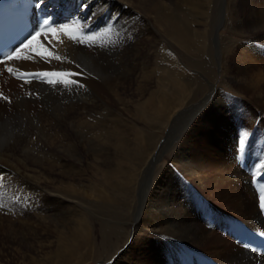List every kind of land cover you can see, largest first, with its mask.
<instances>
[{"label":"rangeland","instance_id":"1","mask_svg":"<svg viewBox=\"0 0 264 264\" xmlns=\"http://www.w3.org/2000/svg\"><path fill=\"white\" fill-rule=\"evenodd\" d=\"M176 1L156 2L165 5L167 12L174 15ZM226 2L227 0H188L189 4L185 6H188L186 11L189 12L186 14V18L189 17L187 25L189 28L192 26L191 29L196 28V33L199 34L189 44L188 52L181 50L168 34L147 24L149 19L144 13H140V25L147 24L150 32L141 36L139 48L143 49L141 48V55L136 62L137 66L119 88L120 94L123 93L121 100L116 102L105 92L104 101L99 100L82 108L80 101L87 97L88 92L77 95L75 100H70L77 107L66 118L59 119L53 114L42 117L44 134L28 130V119L14 115L17 111L15 103L10 96L0 91L7 97V100L0 98V217L2 223L6 224L5 230H9L10 223L26 219L41 231L38 235L30 229L23 231L24 239L19 236L8 237L5 230L1 231L0 264H110L124 256L127 249L132 247L133 237L136 238V252L138 244L143 240L147 245L153 244L154 237L147 225L141 224L139 228H133L131 224L134 220L133 208L138 203L139 196L148 189L145 188L147 178L139 184L138 181L143 180L144 163L156 142L160 138L175 136V144H183L182 134L187 132V122L194 115L198 103L212 90L211 83L217 85L218 92L215 91L214 95L219 93V99L216 101L225 102L223 111L228 106L232 109L231 104L236 109L234 113L243 112L244 118L233 115L225 120L220 119L213 99L202 108L205 118L201 120L198 116L192 123L191 130L210 135L213 133L212 141L207 142L209 146H205L202 140L198 143L208 164L216 160L215 149L225 147L223 142L214 137L215 134L220 135V129L250 130L253 125L245 113L260 114L262 111L256 96L242 84L236 83L232 76L239 73L234 59L242 55L245 42L252 37L243 32L246 1L228 0L230 4L223 9V3L225 5ZM201 3L207 6L206 9L201 8ZM197 7L206 15L200 16ZM222 14L227 18L225 24L221 23ZM238 26L239 29H234ZM73 31L79 34L76 32L78 30ZM216 38L218 39L215 40ZM229 40L231 43H228ZM143 55L148 56L145 59ZM175 81L180 84L177 85ZM231 101L234 103L227 105L226 102ZM41 105L36 109V114L41 112ZM245 105L251 107L249 111L243 107ZM83 122L92 127L86 135L89 142L82 141L80 132L72 129L73 125H84ZM104 127L107 131H104ZM254 127L251 128L252 134H261L260 123ZM68 143H77L78 149L69 147ZM231 150L235 153L237 148ZM238 151L243 153L242 148ZM169 158L170 153L165 152L164 161L159 164L168 165ZM246 160L244 166L249 165L248 159ZM227 174L231 175L229 172ZM35 178L39 179V184L33 181ZM245 194L248 197L247 192ZM221 197L225 199L224 195ZM230 198L223 205L218 204L225 214L231 213L229 203L233 200ZM214 201L219 203L217 199ZM41 216H52L56 221L60 219L62 222L59 225L48 222L50 219L46 222L39 219ZM225 233L220 228L216 230L218 237L231 236L230 233Z\"/></svg>","mask_w":264,"mask_h":264},{"label":"bare ground","instance_id":"2","mask_svg":"<svg viewBox=\"0 0 264 264\" xmlns=\"http://www.w3.org/2000/svg\"><path fill=\"white\" fill-rule=\"evenodd\" d=\"M14 1L18 2V0ZM156 1L43 0L41 3L40 0H26V8L31 13L38 8L42 17L45 18L43 20H48L49 24L45 26L43 34L33 41L30 47L22 49L20 60H11L0 64V91L10 96L15 103L17 111L14 115L28 119V130L42 133V117L45 118V116L53 114L59 119L66 118L77 107L74 102H70L72 99L75 100L77 95L88 92L86 95L88 98L85 96L86 98L79 100V105L82 108H87L90 103L94 104L99 100L104 101L103 94L105 92L109 93L111 99L119 102L122 98L121 94H123L122 92L120 94L119 88L128 80L141 55L140 40L141 36L143 37V34L145 35L148 31L147 24H152L154 28L168 34L181 50L184 49V52L186 50L188 52L190 50L189 44L197 39L196 35H199L196 33V28L191 29L192 26L189 28L190 26L187 25L189 17L186 18V14L189 12L186 11L188 6H185L189 4L188 0H175L174 15L167 12L165 5ZM245 1L246 17L243 32L252 37H248V39L250 38L249 41L245 42L242 55L234 59L239 73H234L232 76L236 83L242 84L245 89L253 93L261 104L262 111L260 114L249 112L247 115L245 113L247 119L252 122L251 128L260 123L261 134H252L251 128L244 131L233 128L220 129L218 131L220 135L215 134L214 137L217 141L223 142L225 147L221 150L215 149L216 160L212 164L207 163V158L200 151L198 143L202 140L203 144H206L205 146H209L207 142L212 141L213 133L210 135L207 132L191 130V128L198 116L201 120L205 118L202 108L208 104V101L219 99V93L214 95L217 85L211 83L212 90L206 93L198 103L194 115L187 122V132L182 134L184 136L183 144H175V136L160 138L144 163L141 177L143 180H139L138 184L147 178L145 188L148 189L145 194L139 196L136 204L138 207L133 208L134 220L131 227L139 228L141 224L147 225L149 232L154 237L153 244L147 245L143 240L139 244L137 243L138 251L136 252L134 245L136 238L132 236V247H129L126 252L124 250V256L118 257L110 264H137V262L140 264H264V251L258 252L244 246V243L249 240V236L254 238V236L264 234V211L261 210L250 175L253 166L257 165L258 169L254 173H257L259 178L261 177L264 192V0ZM206 3L208 6V2ZM38 4H40L39 7H37ZM228 4H230L228 0L225 5L223 3V9ZM207 6L203 4L201 8L206 9ZM140 13H144L143 15L150 22L146 21L147 24L142 23L140 25ZM199 14L202 17L206 15L204 11H200ZM74 21H78L79 24H74ZM226 21V16L222 14L221 23L225 24ZM189 23L191 22L189 21ZM61 25H69L71 29L61 31L59 27ZM239 28L238 26L234 29ZM73 30H78L76 32L79 34H75ZM228 43H231L230 40ZM49 52L53 56L61 57V59L57 60L48 56ZM37 53L41 55H37ZM143 56L146 59L148 55ZM8 68H12L13 72L9 73ZM38 73H64L68 75L45 78L27 75ZM48 79L61 82L49 84ZM63 81L76 83L65 84ZM226 103L228 105L234 102ZM39 105L43 107L40 108L41 112L36 114ZM214 105L220 119L225 120V118L233 115L244 118L243 112L234 113L236 109L231 104L232 109H229L228 106L226 111H223L225 102L216 101ZM243 107L247 108V111L251 108L247 105ZM171 124L172 122L170 127ZM91 128L85 124L72 126L73 131L80 132L82 141H88L86 135L92 130ZM171 131L172 129L170 134ZM76 144L68 143V146L78 149ZM9 147L11 146L9 145ZM233 148L235 150L237 148L235 153L231 150ZM239 148L243 149V153L238 151ZM165 152L170 153L169 163L168 165H161L159 162L164 161ZM241 156L245 160L248 159L250 170L240 168ZM136 159L138 158L136 157ZM228 172L231 174L230 176H228ZM33 181L37 184L40 183L37 178ZM246 192L249 198L245 194ZM223 195L225 199L221 197ZM229 197L233 200L229 203L231 213L225 214L218 204L229 200ZM214 199H217L219 203H216ZM262 200L264 202V193ZM249 201L251 207H249ZM39 219L46 222L50 219L48 222H55L57 225L62 222L60 219L56 221L52 216H41ZM2 221L0 217V232L6 227ZM10 224L9 230H5L8 237L17 238L19 236L20 239H24L22 237L25 234L23 231L31 230L35 235L41 232L36 229L37 227H33L30 220H20V222ZM219 228L226 231L227 234L230 233L231 236L226 235L227 238L216 236V230ZM251 232L255 233L254 236ZM261 240L264 241V238ZM131 250L134 251L131 252ZM17 251L21 254L19 249Z\"/></svg>","mask_w":264,"mask_h":264},{"label":"snow or ice","instance_id":"3","mask_svg":"<svg viewBox=\"0 0 264 264\" xmlns=\"http://www.w3.org/2000/svg\"><path fill=\"white\" fill-rule=\"evenodd\" d=\"M40 2L43 3V0H40ZM39 6H40V4L37 5V7H39ZM73 23L76 25L79 24L78 21H74ZM48 24H49V21L44 20L42 22L41 27L39 29H37L33 34H31V36L29 38H27L25 41L21 42V44L17 48L13 49L11 52L0 54V64H4L5 61L20 60L22 58L20 55L22 49L30 47L32 45L33 41H35L38 37H40L43 34V27L45 25H48ZM59 27H60L61 31H64V30L69 28V25H61ZM53 31H55V30H53ZM70 38L76 39L75 37H70ZM80 42H83V41H80ZM33 51H35V49H33ZM37 55H41V54L37 53ZM48 56H51L52 58H55L57 60L61 59V57H59V56H53V54L50 52L48 53ZM7 70L9 73L13 72L12 68H8ZM27 75H34L36 78H45V77H49V76H63V75H68V74H64V73H38V74H27ZM47 82L49 84H55V83H59L61 81L48 79ZM63 82L65 84L76 83L74 81H63ZM0 98L7 100V97H4L2 93H0ZM260 207H261V210L264 211V202L261 203ZM244 246L247 247L246 244Z\"/></svg>","mask_w":264,"mask_h":264}]
</instances>
